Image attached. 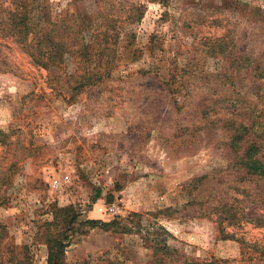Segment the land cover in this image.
<instances>
[{"label":"rangeland","instance_id":"374dc122","mask_svg":"<svg viewBox=\"0 0 264 264\" xmlns=\"http://www.w3.org/2000/svg\"><path fill=\"white\" fill-rule=\"evenodd\" d=\"M27 4L50 52L0 26V264H264L234 156L264 143V0Z\"/></svg>","mask_w":264,"mask_h":264},{"label":"trees","instance_id":"16d2710c","mask_svg":"<svg viewBox=\"0 0 264 264\" xmlns=\"http://www.w3.org/2000/svg\"><path fill=\"white\" fill-rule=\"evenodd\" d=\"M2 5V9L6 11L3 13V11L0 10V13H3L0 26L2 25L8 33L18 34L15 42L21 45V48L29 54L32 61L41 57L42 54L50 52V49L46 50L44 45H40V42L35 41L34 38L31 37L32 34L30 35L32 26L28 14L31 8L27 4V0H0V6ZM170 89L171 92L177 91L176 87ZM233 110L235 111V109ZM239 125L243 130L247 129L246 124H243V122L239 123ZM247 142H249V145L243 146ZM235 144L237 146L234 156H237L241 162L238 169L243 171L245 176H257V178L264 180V143L262 142L261 144L259 140L245 136V133H240L235 138ZM87 223L91 227H95L99 222L97 220H88ZM56 244V248L50 246L47 258L48 264H64L61 256L66 244Z\"/></svg>","mask_w":264,"mask_h":264}]
</instances>
